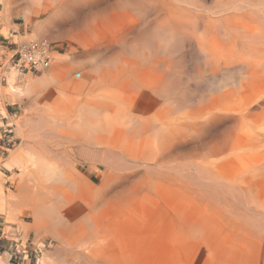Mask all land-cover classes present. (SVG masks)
I'll return each mask as SVG.
<instances>
[{"label":"bare ground","instance_id":"6f19581e","mask_svg":"<svg viewBox=\"0 0 264 264\" xmlns=\"http://www.w3.org/2000/svg\"><path fill=\"white\" fill-rule=\"evenodd\" d=\"M0 2L3 20L22 7L29 35L79 44L17 90L10 44L46 40L45 69L51 43H0L9 91L95 109V141H66L91 176L44 164L28 114L11 157L20 207L55 236L61 264H264V200L237 199L264 174V149L252 151L264 143V0Z\"/></svg>","mask_w":264,"mask_h":264},{"label":"rangeland","instance_id":"374dc122","mask_svg":"<svg viewBox=\"0 0 264 264\" xmlns=\"http://www.w3.org/2000/svg\"><path fill=\"white\" fill-rule=\"evenodd\" d=\"M12 8L13 9L10 14V17H8V20H3L1 15L3 10V4H2V8L0 10V15H1L0 27H2L0 31V35L6 37V41H9L11 43L12 42L19 43L20 41L24 42L32 39L48 38L51 43V51L53 56L52 63L48 68L41 69V71L38 72L28 71L27 73H24L23 71H18L17 79L15 80V86L16 89L18 90V89H26L27 84H29L30 82L33 83L34 79L43 78L44 75L51 76V71L56 64L58 56L67 54L72 48H74L75 50L79 49V44L67 38H62V39L52 38L50 34L32 35V36L29 35L33 33L34 22L33 21L27 22L22 17L23 14L22 7L17 8V5L13 4ZM38 19H43V18L40 17ZM12 29H15L13 36L11 35ZM80 53L81 52H77L75 53V55H80ZM10 71H11L10 69H7L6 79L4 81L0 80V108L2 109L3 113H6L8 115L9 114L15 115L13 120H14V124L16 125V136L18 137V141L16 143V146L11 148L7 152H4L0 148V190L5 194L6 197L5 202L3 201L4 203L3 206H1L2 204L0 200V217L1 219L2 218L5 219L8 225H17L19 227V230H21L20 234H22L24 240L29 237L28 236L29 233H37L34 240L35 243L42 248L40 262H42L43 256L48 253L53 256L52 258H54L56 264L59 263L61 264V260L57 257V253H56L59 252L58 251L59 243L56 241L55 236L45 229L44 230L41 229L40 231L35 230L33 227H31L34 221L32 224L25 222V221L34 220V217L31 210L27 211V209H24L25 207L24 208L20 207L18 188L23 182V179L21 177L22 172L20 171V169H18L15 163L11 161V157L14 154L13 151H16L23 144V137L21 136V128H20L21 117L25 116V114H28L30 123L32 125L31 132L32 134H34V137L30 138V140L32 139L33 140L32 141L29 140V143L35 148L36 151H38V153L41 156L42 162L44 161V164L46 162L48 167L53 166L52 169H54L53 170L54 172L55 170H57L56 172L63 171L62 166L66 167L68 165V167L66 168L69 169H73L72 167H78L79 169L77 170L78 172L84 175L91 176L94 170L87 165V162H85L86 160L82 155H80L77 148L74 151L71 150L73 147H70L69 143L66 141H95V109L92 110V109L74 108L71 110H67L64 107L65 97L63 94L59 92L54 97L55 100L57 99L58 103L56 102L55 107L54 104L50 106V104H46L47 102L45 101V99L42 98V95L44 92H46V89L44 90L42 89L43 91H39L36 93H34L33 90H31L32 92L30 91L29 97H27V94L25 96H20L19 93L17 92H11L7 88L8 76H9L8 74ZM52 89L53 87H51V90ZM35 98H38L40 102L41 101L43 102L40 103L38 99L36 101ZM39 108L43 109L45 113L43 110L41 111V109L37 111V109ZM50 109H52V111ZM36 112L38 114L40 112L41 114L39 115L42 116L37 115ZM38 116L40 120L38 119ZM80 118L82 119L80 120ZM72 134L73 135L76 134L75 137H73ZM254 143H255V147H254L255 149H252V151L254 150L258 152L264 149L263 142L254 141ZM92 164L94 165L95 162ZM58 168L60 171L58 170ZM263 171L264 170H262V172ZM29 177L27 176V178ZM29 181L32 182V180ZM252 189H253V193L251 194L246 193L241 197H237V195H235L233 199L237 197L239 201L241 199L242 203L244 204L249 203L248 208L250 210H253L256 205L249 202L247 198L248 196L255 195L258 193L261 196V199L264 200V174L258 177ZM46 196L49 198L51 194ZM56 202L60 203L61 206H64L65 212L69 214L70 211H67L68 210L67 204H65L60 200H57ZM9 229L10 228L8 227L6 230ZM1 254L3 255V257L0 258V264H10L8 262V254L6 252L3 253V251L0 252V255Z\"/></svg>","mask_w":264,"mask_h":264},{"label":"built area","instance_id":"2783aa9c","mask_svg":"<svg viewBox=\"0 0 264 264\" xmlns=\"http://www.w3.org/2000/svg\"><path fill=\"white\" fill-rule=\"evenodd\" d=\"M2 3L0 2V9ZM1 17V16H0ZM7 42V41H6ZM47 41L34 40L27 44L25 48H17L16 45L10 44L11 49L8 53L11 55L10 62L14 67H19L24 73L28 71H41L42 67L48 66L50 48L47 47ZM4 66L0 52V79L5 80ZM14 114L3 113L0 108V148L7 152L16 146L18 137L16 136V125L14 124ZM4 154V153H3ZM12 231V232H11ZM12 233V248H2L3 253L8 252L11 261L16 264H39L42 248L29 238L22 237L16 229L10 228L6 234Z\"/></svg>","mask_w":264,"mask_h":264},{"label":"crops","instance_id":"0c3cea01","mask_svg":"<svg viewBox=\"0 0 264 264\" xmlns=\"http://www.w3.org/2000/svg\"><path fill=\"white\" fill-rule=\"evenodd\" d=\"M16 24V23H15ZM1 29H2V27H0V31H1ZM14 32H15V29H12V31H11V35L13 36V34H14ZM7 42H9V41H7ZM6 42V37H4V36H1L0 35V43H7ZM26 223H33V220L32 221H25ZM12 228V229H16L19 233H21L20 231L21 230H19V227L17 226V225H8L7 223H6V221H5V219H1V217H0V252L2 251V248H6V249H10V248H12V243L9 241V240H11L12 238H11V236H12V233H8V234H6V229L7 228ZM41 230V229H40ZM40 230H38V231H40ZM44 230V229H43ZM12 232V231H11ZM42 233V232H41ZM43 234V233H42ZM36 235H37V233H29V239L32 241V242H34L35 240V237H36ZM49 239V238H48ZM7 254H8V262L10 263V264H16L14 261H11V259H10V255H9V253L8 252H6ZM3 257V255L1 254L0 255V258H2Z\"/></svg>","mask_w":264,"mask_h":264}]
</instances>
